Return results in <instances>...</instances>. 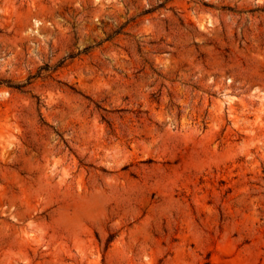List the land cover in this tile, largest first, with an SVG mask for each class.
<instances>
[{
    "label": "rangeland",
    "instance_id": "obj_1",
    "mask_svg": "<svg viewBox=\"0 0 264 264\" xmlns=\"http://www.w3.org/2000/svg\"><path fill=\"white\" fill-rule=\"evenodd\" d=\"M0 264H264V0H0Z\"/></svg>",
    "mask_w": 264,
    "mask_h": 264
},
{
    "label": "trees",
    "instance_id": "obj_2",
    "mask_svg": "<svg viewBox=\"0 0 264 264\" xmlns=\"http://www.w3.org/2000/svg\"><path fill=\"white\" fill-rule=\"evenodd\" d=\"M20 86H22V85H20ZM13 87H15V88H19L18 86H13Z\"/></svg>",
    "mask_w": 264,
    "mask_h": 264
}]
</instances>
